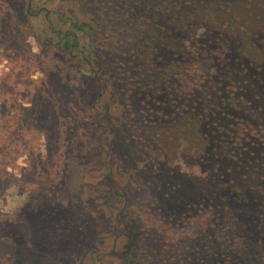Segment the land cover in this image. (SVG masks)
<instances>
[{
  "label": "rangeland",
  "instance_id": "obj_1",
  "mask_svg": "<svg viewBox=\"0 0 264 264\" xmlns=\"http://www.w3.org/2000/svg\"><path fill=\"white\" fill-rule=\"evenodd\" d=\"M26 1L0 0V264H264V218L229 194L264 191L244 163L263 158L264 133L229 157L240 104L172 97L169 81L185 47L264 60V0H37L63 30L91 23L74 29L96 40L89 64L42 45L19 21Z\"/></svg>",
  "mask_w": 264,
  "mask_h": 264
},
{
  "label": "trees",
  "instance_id": "obj_2",
  "mask_svg": "<svg viewBox=\"0 0 264 264\" xmlns=\"http://www.w3.org/2000/svg\"><path fill=\"white\" fill-rule=\"evenodd\" d=\"M5 1L8 2V0ZM36 1L37 0H27L24 3L25 7L22 12H20L19 21L21 23H26V27L31 25L34 27L37 39L42 45L55 46L61 50L82 53V60L89 64V54L94 50L96 40L91 38L87 40V42H83L82 37L74 29L83 30L84 34L89 33L93 28L91 23L80 20L76 16V18H72V25L70 24L69 28L63 30L61 27H57L52 23L51 14H54V12L44 6H37ZM126 1L127 3L124 4L125 7L128 6L131 0ZM135 3L139 6L145 5L149 7L157 4V0H135ZM9 4L11 5V2ZM43 12L44 15L41 14ZM58 14L59 13H56V15ZM41 25H45V27L41 29ZM238 43L247 46V42L246 40L244 41V38L239 40ZM257 45L258 43L250 45L247 50H253ZM197 49L199 51L201 49L204 57L196 53ZM235 54L240 56L231 57L226 59L225 62H220V60L213 58L212 54L204 45L201 48L197 46L193 51L185 47L183 48L182 57L183 68L180 77H178V82L172 83L171 79H169V81L171 85H173V87L170 88L172 97L175 95L173 91L183 96L195 97L205 91L217 90L216 100L220 101L223 105L230 107L233 103L240 104L237 108V113L231 117L234 123L232 124L233 130H227L226 135L229 136L223 137V140L225 139L226 142H229V147L227 149H231L232 147L233 152L229 157L240 158V154L242 153L240 152L236 155L235 153L237 150L234 148L237 146L234 145H239L238 143L240 142L242 145L244 143V138H251L252 136L261 139V133H264V103L259 102L260 98L256 96L255 93L257 90H253L254 86L249 90L244 87H240L239 89L238 85H242L243 82L238 79V77L245 75L254 82V85H261L264 91V60L254 57L252 53H246L243 48H238ZM203 59H208L207 68L203 66L205 65L203 64ZM226 66L233 68L228 72L230 74L227 77L225 76ZM211 68L215 70L211 72ZM240 68L243 69L239 70ZM236 80L238 82H236ZM216 83L217 86H214L215 89H211L210 86L213 84L216 85ZM227 83L230 85L227 86ZM218 87H220V90ZM238 92L244 95H238ZM208 96L211 98V95ZM108 108L107 106V109ZM233 108L234 106L230 109ZM250 116L252 117L248 119ZM11 120L17 121V117L14 116ZM254 120L257 121L258 126L252 123ZM230 143L232 144L230 145ZM251 156H254V153H252ZM242 157L244 159V153ZM244 163L245 165L249 164V166L253 167L251 168V172L254 174L252 179L264 180V153L263 158H256L255 160L246 159ZM229 186V194L232 200L237 204H245L249 216L264 218V191H245L235 186L233 181L230 182ZM261 188L264 190V183ZM16 220V218H13L10 221L8 220V223L15 225ZM9 243H12V241L9 240Z\"/></svg>",
  "mask_w": 264,
  "mask_h": 264
}]
</instances>
